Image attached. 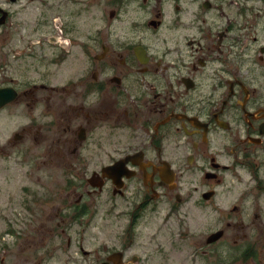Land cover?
<instances>
[{
  "label": "flooded vegetation",
  "instance_id": "af4514ba",
  "mask_svg": "<svg viewBox=\"0 0 264 264\" xmlns=\"http://www.w3.org/2000/svg\"><path fill=\"white\" fill-rule=\"evenodd\" d=\"M260 150L264 0H0V264H264Z\"/></svg>",
  "mask_w": 264,
  "mask_h": 264
},
{
  "label": "rangeland",
  "instance_id": "374dc122",
  "mask_svg": "<svg viewBox=\"0 0 264 264\" xmlns=\"http://www.w3.org/2000/svg\"><path fill=\"white\" fill-rule=\"evenodd\" d=\"M4 134V133H3ZM2 134V135H3ZM6 136V133L3 135V138ZM29 162V161H28ZM28 162H24L23 160L17 158L16 156H11L5 159L0 158V214H3L4 218H8L11 215V212L14 210H17L22 207L20 204V197L18 196L16 192V186L21 181V178L23 179V176L29 175L28 173ZM259 162L262 163L260 166L261 173H264V151H259ZM230 175L231 173L228 172L227 174V187L223 188V191H225L226 199L221 204V207L218 208V211H213L211 209L208 213V216H204L201 213H199V210L195 209V213H198L195 218V220L191 221L192 223V229L195 231L196 238H199L201 235L204 234L203 229L208 230L217 228L218 226L224 227L223 221H214L216 218L220 217L222 215V219H224V213L227 212L226 210L229 207V204L232 202H237V198H239L240 193L245 190L246 186L244 184H236L232 183L230 181ZM243 180L245 181L248 174L244 171L242 172ZM253 193L248 194L246 196V200H252L253 199ZM247 205V203H246ZM250 205V204H249ZM249 208V207H248ZM201 217V218H200ZM6 226V221L1 220L0 218V229L4 228ZM204 226H208V228H205ZM211 226V227H210ZM96 234V235H94ZM102 233L88 232V236L86 239L94 240V239H100L102 237ZM227 256L228 258L236 257V249L231 248V244L227 245ZM186 249V247H185ZM258 252V251H257ZM261 255H264V252L261 253ZM182 257V256H181ZM232 258V261H229L227 264H239L238 262H235V259ZM11 260V258H10ZM213 262V258H212ZM180 263V262H179ZM5 264H13L12 262H6ZM53 264H64V257L62 254H60L57 258L56 263ZM181 264V263H180ZM195 264H200L199 258L197 257ZM214 264V263H212Z\"/></svg>",
  "mask_w": 264,
  "mask_h": 264
},
{
  "label": "water",
  "instance_id": "95a60500",
  "mask_svg": "<svg viewBox=\"0 0 264 264\" xmlns=\"http://www.w3.org/2000/svg\"><path fill=\"white\" fill-rule=\"evenodd\" d=\"M220 235V231L219 232H216V233H213L211 238H213L212 240H214L215 238H217L218 236Z\"/></svg>",
  "mask_w": 264,
  "mask_h": 264
}]
</instances>
